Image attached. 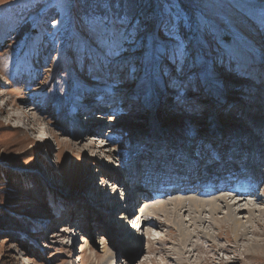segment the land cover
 Wrapping results in <instances>:
<instances>
[{"label": "rangeland", "instance_id": "obj_1", "mask_svg": "<svg viewBox=\"0 0 264 264\" xmlns=\"http://www.w3.org/2000/svg\"><path fill=\"white\" fill-rule=\"evenodd\" d=\"M253 128L264 136V0H0V264H264L262 192L225 194L244 240L219 228L225 204L214 215L176 210L195 189L128 203L143 205V233L122 250L113 225L127 205L105 183L127 159L138 175L189 152L225 163L227 137L255 139ZM243 149L232 156L250 162ZM87 192L115 197L95 205Z\"/></svg>", "mask_w": 264, "mask_h": 264}, {"label": "bare ground", "instance_id": "obj_2", "mask_svg": "<svg viewBox=\"0 0 264 264\" xmlns=\"http://www.w3.org/2000/svg\"><path fill=\"white\" fill-rule=\"evenodd\" d=\"M127 25V24H126ZM41 42V41H40ZM36 47V46H35ZM73 50H74V48H72ZM195 117L196 116H192V115H189V119L190 120H188V121H186V122H189V124L190 123H192V119H195ZM100 117H98V115L97 114H87L86 115V117H85V119H87V121H96L97 119H99ZM197 118V117H196ZM19 120L21 123H23V122H25V121H28V114H27V116L26 117H24V118H17L16 116H12V118H11V120ZM34 122V121H33ZM33 122H31L32 124H31V127H32V125L34 126V123ZM88 123H90V122H88ZM35 128V127H34ZM245 128V127H244ZM29 131H32V129L31 130H29ZM91 131H92V129H87L84 133H81V135L78 137V141H80V142H85V140L88 138V139H91V136H90V134H92L91 133ZM251 131L253 132V134H251V136L252 137H255V139H252L251 137H248V135L250 136V133H248V135H245V136H243V134H238V135H236V137H235V139H233L234 137H232L231 136V138L229 139L228 137H227V140L228 141H230V143H229V147L231 148V149H233L232 151H233V153H242V152H244L245 150L243 149L244 148V146H245V148L247 147L250 151H251V156H252V158H251V161L250 162H247L246 160H245V158L243 157L244 156V154H241L240 155V157H238V156H232L233 155V153H231V155L229 156V159L227 160V161H232L233 162V160H234V162L232 163H228L227 165H226V168L227 167H229L230 169H234V165H235V163H237V162H239V161H243L244 163L242 164V165H238V166H240V167H238L237 166V168H240V169H245V170H249L250 172H252V174L253 175H255V172H257L260 168L262 169H264V165H263V167H261L262 166V164H261V160H258L257 158H255V155H256V153H259V150H260V148L261 147H264V136L262 135L263 133H262V131L260 130V129H255V128H253V129H251ZM92 137H93V135H92ZM244 137V138H243ZM247 137V138H246ZM243 138V139H242ZM252 139L253 141H254V143L252 144V145H250V144H248V142H246V139ZM244 142H243V141ZM77 146V147H76ZM64 147L65 148H68V149H74V150H76V149H79V147H80V144L78 143V144H73V143H64ZM91 148H92V146H90ZM247 150V149H246ZM86 152V151H85ZM89 153H90V151H89ZM88 154V153H87ZM91 154V153H90ZM262 154H263V156H264V151H262ZM178 157H180V155H182V154H180V153H178V154H176ZM188 157H189V159L187 158V160L184 162V166L185 167H189L191 170H193V172H192V181L191 182H189V183H187V185H185L184 186V188L183 189H181L180 190V193H182V194H190L193 190H194V187H195V184H196V181L198 180V179H196L195 181H194V179H195V175H198L200 172H199V168L200 167H202V164L204 163L203 161H204V159H205V157L204 156H202V155H200V154H196V155H194V156H192L191 155V152H189L188 153ZM165 158L166 157H168V155H165L164 156ZM163 157V158H164ZM171 157V156H170ZM234 157V158H233ZM174 158V157H173ZM164 160H166V159H164ZM169 160H167V161H160V163H157V165H158V167L159 168H162L163 166H165L166 164H167V162H168ZM178 160H175V159H171V162L170 163H174V162H177ZM180 161V160H179ZM178 161V162H179ZM183 161V160H182ZM146 162H148V163H150V160H147ZM181 162V161H180ZM135 163H136V161H135ZM134 163V164H135ZM207 163H211V166L213 165V163H218L217 162V160H211V161H209V162H207ZM156 165V164H155ZM154 165V166H155ZM154 166L153 167H148V168H145L144 170H143V173H145L144 174V176H148V177H146V179H147V181H150L152 184H153V182L152 181H154V183H155V185L157 184V183H159V179L160 178H158L159 177V170L158 169H154ZM180 166V165H179ZM214 166V165H213ZM234 166V167H233ZM150 169H152L151 171H150ZM236 169V168H235ZM138 166L136 167V166H133V168L131 169V170H129L130 172H131V178L132 179H134V180H137V182H139V180H140V174L138 175ZM239 170V169H238ZM107 178H111L112 176L110 175V176H108V175H105ZM149 176H150V178H149ZM158 176V177H157ZM199 177H201V175L199 176ZM141 178H142V176H141ZM151 178H153L152 179V181H151ZM253 178H257V176H255V177H253ZM110 180V179H109ZM109 180L107 179L106 181L107 182H105L106 183V186L108 187V189L109 190H112V189H116V187L114 186V184L113 183H111V182H109ZM257 180H258V178H257ZM183 181H185V179H183ZM251 181H252V179L251 178H239V179H234V180H229V181H227L226 183H224V184H222V185H220V184H218V186L215 188V194H213V195H208V194H206V193H203L202 195H199V198H195V197H187V198H183V199H179V200H176V202H174L175 203V205H174V207L176 208V210L177 211H185V212H188V213H190V214H201V213H204V212H207V213H209V214H215V212L217 211V207L219 206V204H225L226 205V207H227V213L225 214V216H224V219H225V222H223V223H221L220 225H219V228L220 229H223L225 232L226 231H230V232H232L233 233V235H234V237L235 236H237L238 235V233H241V240H244L243 238H244V236L246 235V233H247V229H246V227L244 226H242L241 225V223L239 222V221H236V220H234V218H233V214H234V211H233V206L234 205H238V203H236V204H234L233 206H231V205H229V204H227V198H226V193H228V192H230V191H233V195H234V197H236L237 196V198H240L239 199V201L240 202H244V201H246V197L248 196L247 194H245V195H238L237 194V189L238 188H240L242 185H246V186H248L250 189L252 188H254L255 190H256V192H258V191H260V192H262V194L264 195V189L262 188H260V186H261V183L262 182H264V179L262 180V179H259L258 181H257V185H252L251 184ZM133 185H134V183H133ZM118 187V186H117ZM134 189H136V188H132V189H130V190H132V191H130V192H128V194H126L125 195V197H127L126 199H125V203H127L126 205H127V213H126V215L124 216V220H125V222H127L126 224H125V229H121V228H119L120 226H119V221H120V223H122V221H124L123 220V214L122 215H120V216H118L117 217V221H115L114 222V224L115 225H113L114 227H115V233H116V235L114 236L115 237V244H116V247H118V248H121L122 249V247H124L125 245H132V246H134L136 243V239L138 238V236L139 235H141L142 234V226L139 228V229H137L136 228V225L137 224H139V226L141 225V223L143 222L142 220V216H139V217H137V212L134 210L132 213H131V210H130V208H128V203L130 204L131 202L133 203V202H135V201H137L138 199H134L135 198V194H134ZM253 189V190H254ZM258 189V190H257ZM129 190V189H128ZM91 191H94V192H99V190L97 189H95V190H93V188L91 189ZM108 191V190H107ZM168 191H170V190H168ZM109 192V191H108ZM108 192H105L104 194L102 193V194H96V193H93V192H87L88 193V196H87V202L89 201L90 203L92 202V203H95V202H97L99 205H100V200H101V198L103 199V197L104 198H108L109 199V201H107V202H109L110 204L111 203H113V202H110V199H112V198H114L115 196L113 195V196H110L109 194H108ZM194 192V191H193ZM93 193V194H92ZM143 194L145 193V192H142ZM89 194L91 195V197L89 196ZM94 194H96V195H94ZM112 194V193H111ZM217 194V195H216ZM215 195V196H214ZM95 196V197H94ZM96 196H98V197H100L99 198V200L98 199H96ZM108 196V197H107ZM145 198H148L149 199V201H150V197L147 195V197H145ZM201 198V199H200ZM152 199V198H151ZM146 200V199H145ZM145 200L143 201V203L142 204H144L145 203ZM106 202V203H107ZM94 205V204H93ZM95 205H96V203H95ZM172 205H173V203H172ZM115 208H114V210L117 208V205L116 206H114ZM97 208H98V205H97ZM97 208L95 207V209L97 210ZM139 208V205L138 206H136V209H138ZM143 212V211H142ZM250 213H251V211H249ZM259 212V214H261L262 216H264V210H260V211H258ZM98 213V215H101V219L100 220H105V216L104 215H102V213H99V211L97 212ZM161 213V212H160ZM96 214V213H95ZM158 214V213H157ZM156 214V215H157ZM249 214V213H248ZM251 215V214H250ZM249 215V216H250ZM260 216V215H259ZM199 217V216H198ZM119 218V219H118ZM195 218H197L196 217V215H195ZM248 219V221L250 220L249 219V217H247ZM261 218V217H260ZM255 220V219H254ZM204 220H201V219H198V221L197 222H203ZM102 222V221H101ZM205 222V221H204ZM251 222H253L252 220H251ZM264 222V221H263ZM249 223V222H248ZM124 224V223H123ZM122 224V225H123ZM264 224V223H263ZM121 225V226H122ZM170 226V225H169ZM217 227V226H216ZM123 228V227H122ZM181 227H180V223H178V222H174L173 224H172V226H170V231L171 232H177V233H179V234H182L183 236H184V234L182 233V229H180ZM59 229H61V227L59 228ZM168 229V230H169ZM251 229V228H250ZM62 231L63 230H66V227L64 228V227H62V229H61ZM77 232H76V230L75 231H73V234L75 235ZM118 233V234H117ZM228 233V232H227ZM148 235V234H147ZM208 235H203V237L205 238V239H207V240H209L210 239V237L208 236ZM149 237L151 238V233H149ZM217 237L218 238H220L221 237V232H219V234L217 235ZM223 237V236H222ZM238 238H239V236H237ZM236 237V238H237ZM81 240H83V239H81ZM103 240V239H102ZM237 240V239H236ZM239 240V239H238ZM237 240V241H238ZM211 242V241H210ZM209 243V242H208ZM210 244H213L212 242L210 243ZM255 247L256 248H258V249H260L259 247H260V245L258 246L257 244H255L254 246H252V249L251 250H253V249H255ZM262 247H264V246H262ZM81 249H82V246H81ZM223 249V248H222ZM263 249V248H262ZM118 250V249H117ZM123 250V249H122ZM249 249H247L244 253H245V255L246 254H250V253H257V252H250V251H248ZM124 252V251H123ZM251 255V254H250ZM253 256H255V255H253ZM247 257V256H246ZM77 261H78V264H81V258L80 259H77ZM224 263V262H223ZM108 264H111L110 262H108ZM231 264H233V263H231Z\"/></svg>", "mask_w": 264, "mask_h": 264}]
</instances>
